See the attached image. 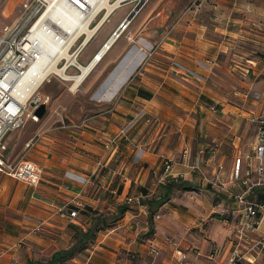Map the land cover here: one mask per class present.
I'll return each mask as SVG.
<instances>
[{"label":"crops","instance_id":"0c3cea01","mask_svg":"<svg viewBox=\"0 0 264 264\" xmlns=\"http://www.w3.org/2000/svg\"><path fill=\"white\" fill-rule=\"evenodd\" d=\"M260 6L249 2L244 7L258 13L264 24V7ZM208 7L201 5L200 12ZM210 8L211 21H197L195 38L179 49L182 64L190 71L183 74L184 83L178 79L179 85H170L169 80L176 78L166 74L156 85L144 74L139 82L124 88L110 117L84 123L62 150H53L56 145L43 140L36 144L42 180L37 186L18 180L12 198L16 211H0V264L47 262L55 252L68 250L73 251L64 261L68 264H179L173 249L163 242L165 236L188 250L192 264L226 263L241 241L236 234L240 215L235 194L244 186L232 177L234 165L238 160L243 173L244 154L257 149L258 124L252 120L253 111L233 104L229 84L213 67L221 42L229 40L219 32L232 31L231 19L227 18L225 25L220 19L226 18L220 13H227L228 6L218 2ZM208 26L213 28L207 30ZM115 28L118 26L110 29L101 45ZM122 36L116 46L125 38ZM262 40L264 43V32ZM166 90L170 95L160 100L159 94ZM141 110L165 119L153 126ZM175 132L179 142L168 148ZM13 136L12 131L6 137L10 163L9 140ZM51 151L73 152L68 154L69 161L59 162ZM167 158L172 160L169 172L164 169ZM252 189L247 197L264 203V184ZM77 193L84 201L79 215L74 219L59 217L56 207ZM137 196L141 202L128 201ZM260 219V226L249 232L250 239L264 232V216ZM37 225L41 230H36ZM246 241L241 243L247 245ZM151 242L160 246L157 255L149 252ZM215 246L218 251L210 256Z\"/></svg>","mask_w":264,"mask_h":264},{"label":"rangeland","instance_id":"374dc122","mask_svg":"<svg viewBox=\"0 0 264 264\" xmlns=\"http://www.w3.org/2000/svg\"><path fill=\"white\" fill-rule=\"evenodd\" d=\"M20 1L0 0V29L21 13ZM218 2L228 6L227 13L225 11L220 13L226 18L220 19L224 25L227 18L231 19L229 29L232 33L227 34L225 29L224 32H219L222 37L227 36L229 40L224 39L221 42L222 50L216 59L217 64L213 67L229 84V96L234 98L235 106L250 110L251 113L253 111V117L263 114L264 24L258 13L256 15V12L245 10L244 6L249 2H256L258 6L264 7V0H146L132 18L130 28H127L123 36L121 35L125 38L110 49L106 58L99 64V68L97 66L98 69L96 68L92 75L85 79L87 81H84L83 86L76 91L70 90L72 83L60 78L59 75H51L52 81H47L40 87V93L49 95L50 101L38 121L28 119L21 129L13 131V139L9 140L12 165L21 159H31L40 165L35 159L37 155L35 150L39 149L36 144L41 140L47 141L49 146L50 143L56 145L53 146V150H62L67 142L72 141L73 133L85 127L84 123L94 124L99 119H104L103 116L110 117L116 101L122 97L124 88L128 84L139 82L144 74L153 79L156 85L163 82L166 74L177 80H169L170 85H179V81L184 83L185 75L173 72L171 67L176 63L184 65L182 64L184 57L181 56L179 49L195 38L194 24L197 21L201 19L204 22L211 21L208 15L210 6ZM128 3L116 8L109 21L103 23L96 35L90 39L79 55L81 63L85 64L90 59L112 27H119L137 0ZM201 5L209 6L206 8L207 11L205 9L200 12ZM209 26L207 30L213 28ZM127 36L132 38L129 39ZM204 62L212 64L210 61ZM69 72L75 73L77 69L72 68ZM166 95H170L167 90L159 94V99H167ZM172 98L178 99L174 96ZM154 115L155 117L145 111V120L146 117H150L153 126L163 123L165 117ZM242 117L246 120L245 116ZM162 130L163 128L159 131L157 139H160ZM30 139L34 144L27 146L26 142ZM177 142L178 133L175 132L168 148H174ZM72 152L51 151L58 157L59 162L69 161L68 154ZM18 182L20 181L0 172V211L10 210L12 213L16 211L12 198L15 197V186Z\"/></svg>","mask_w":264,"mask_h":264},{"label":"built area","instance_id":"2783aa9c","mask_svg":"<svg viewBox=\"0 0 264 264\" xmlns=\"http://www.w3.org/2000/svg\"><path fill=\"white\" fill-rule=\"evenodd\" d=\"M115 3L117 0H110ZM128 0H121L123 3ZM21 13L9 24L0 29V172H5L13 178L27 182L29 185L37 186L42 180L43 167L31 159H21L14 165L7 161L6 152L8 144L7 135L24 126L28 119L38 121L37 107L48 104L49 95L37 92L41 83L52 75V63L63 67L64 71L72 68L81 70L78 62L79 55L83 49L80 43L87 36L85 27H94L105 15L107 7L104 0H21ZM60 7L64 9L59 12ZM70 12V16L65 14ZM121 24V23H120ZM119 24V25H120ZM99 47L95 55L106 46L107 40ZM95 31L88 38L94 37ZM44 37L53 40L55 48L45 61ZM73 41V44L70 42ZM108 48V47H106ZM91 59V60H92ZM172 71L178 74H189L190 71L183 65L176 63L172 65ZM23 91L25 98L20 96ZM145 115V110L139 112ZM258 124L255 136L253 152L244 154V170L240 173V164L237 160L234 165L232 177L239 178L244 190L235 194L239 210V227H236L238 239L246 241L247 245L238 242V247L229 256L224 264H264V232L260 237L250 239L249 232L257 229L261 224L260 216H264V203L251 200L247 197L252 188L263 185L264 180V113L252 119ZM151 121L146 117V122ZM125 132V128L121 129ZM31 145V140L27 146ZM203 150L201 149L200 152ZM187 152H185L186 154ZM172 160L167 158L164 163L165 171L169 172ZM255 174L257 177L254 178ZM140 201V197H129L128 201ZM84 201L80 193L66 200L56 207V214L61 218H76ZM156 217H160L157 214ZM36 230H41L37 225ZM163 242L168 243L173 249L179 264H192L187 249L170 236H165ZM249 242V244H248ZM159 244L151 242L149 252L153 255L159 253ZM218 247H213L212 256ZM259 256V257H258ZM134 257L133 255L131 256ZM60 264H68L62 262Z\"/></svg>","mask_w":264,"mask_h":264},{"label":"bare ground","instance_id":"6f19581e","mask_svg":"<svg viewBox=\"0 0 264 264\" xmlns=\"http://www.w3.org/2000/svg\"><path fill=\"white\" fill-rule=\"evenodd\" d=\"M121 0H117L115 3H113L110 0H104V6L107 7V11L105 13V15L99 20L98 23L95 24L94 27H91L90 25H88V27H85L86 31H87V36L84 38V40L80 43V45L84 46L86 45L85 43L88 41V38L91 36V34H93V32L95 31V33L97 32L98 28L102 25V23H104L105 21H109L110 15L114 12V10L116 8L122 7L124 4L128 3L131 0L125 1L123 3H120ZM64 9L62 7H60L59 12H63ZM65 14H70V12H66ZM70 16V15H69ZM124 23V26L118 27L115 32V34H113L112 36H110V38L107 40L106 46H104L99 52H98V56L96 58H93L92 60H90L87 64H80L79 60V64H80V68L81 70H78V72L75 73H71L68 71H64L63 67H60L59 65H57V61H55L54 63H52L51 69H52V75H59L60 78L69 81L71 84L70 90H77L78 86L81 83H84L83 80L87 79L89 77V75L92 73V71L94 70V68L101 62L100 59H102L103 55L106 53V51H110V49L115 45L116 41L119 39V37L123 34V32L129 27V24L131 22L127 20H125V18L120 22V23ZM129 23V24H128ZM128 24V25H127ZM127 25V26H126ZM120 26V25H119ZM126 26V27H125ZM124 29V30H123ZM114 31V30H113ZM45 40V46H44V54H45V61H47L48 55L51 53V51L55 48V44L53 42L52 39L48 38V37H44ZM71 44H73V41L70 42ZM108 47V48H106ZM108 53V52H107ZM95 55V54H94ZM93 55V56H94ZM47 81H52V76L50 75L48 77V79L44 80L41 85L38 87L37 92L40 93L39 89L42 85L45 84V82ZM20 96L25 98L27 95H25V93L23 91L20 92Z\"/></svg>","mask_w":264,"mask_h":264},{"label":"water","instance_id":"95a60500","mask_svg":"<svg viewBox=\"0 0 264 264\" xmlns=\"http://www.w3.org/2000/svg\"><path fill=\"white\" fill-rule=\"evenodd\" d=\"M145 2H146V0H137V3L134 5V7L131 9V11L128 13V15L125 17V20H127V22L132 20V18L136 15V13L140 10V8L144 5ZM124 25L125 24L122 22L119 27L124 26ZM45 108H46V104L41 103L37 107L36 113L41 117Z\"/></svg>","mask_w":264,"mask_h":264},{"label":"trees","instance_id":"16d2710c","mask_svg":"<svg viewBox=\"0 0 264 264\" xmlns=\"http://www.w3.org/2000/svg\"><path fill=\"white\" fill-rule=\"evenodd\" d=\"M169 196H166V198H168ZM159 203H163V200ZM157 203V205L159 204ZM89 235V233L87 234ZM73 251L72 250H68V251H57L55 252L51 258L49 259V261L47 262H36V263H31V262H28L26 264H60L62 262L65 261L66 257L68 255H70Z\"/></svg>","mask_w":264,"mask_h":264}]
</instances>
